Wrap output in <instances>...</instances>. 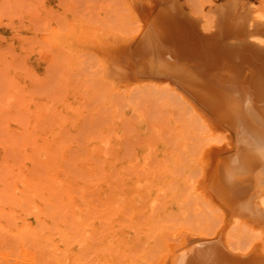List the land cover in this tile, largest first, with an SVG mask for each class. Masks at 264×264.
<instances>
[{
    "label": "rangeland",
    "instance_id": "obj_1",
    "mask_svg": "<svg viewBox=\"0 0 264 264\" xmlns=\"http://www.w3.org/2000/svg\"><path fill=\"white\" fill-rule=\"evenodd\" d=\"M154 1L159 15L179 6L205 32L201 22L233 2L264 13V0ZM147 20L136 0H0V253L8 258L24 252L37 264H99L106 227L126 243L135 238L132 253L141 248L122 264H149L163 244L199 233L264 250V225L229 220L197 190L199 152L227 144L230 130H219L228 132L224 140L179 82L139 74L129 84L107 71L99 49L114 37L140 40ZM73 28L74 45L66 41ZM42 228L56 237L46 242Z\"/></svg>",
    "mask_w": 264,
    "mask_h": 264
},
{
    "label": "bare ground",
    "instance_id": "obj_2",
    "mask_svg": "<svg viewBox=\"0 0 264 264\" xmlns=\"http://www.w3.org/2000/svg\"><path fill=\"white\" fill-rule=\"evenodd\" d=\"M152 1L154 0L148 4L147 0H136L148 15V23L145 22L142 26L141 33L144 36L139 35L140 40L114 37L111 43L109 42V46L99 49L100 53L107 56V60H105L107 71L111 72L114 78L124 76L123 79L129 84L140 80L138 75L141 74L161 77L160 79L163 78V80L167 77L170 82L172 80L175 83L179 82L178 84L185 85L189 95L192 94L191 107L195 112L211 128L218 129V132L231 131H229L230 137L227 144L225 142L221 146L210 144L209 147L205 146L199 152L198 161L202 176L200 179L198 178V181H195L197 190L204 191L212 202L224 207L223 209H226L228 216H230L229 220L251 222L253 225L262 226L264 225V13L252 9V6L248 9L247 6L233 2L234 4H231L226 10L221 7L220 10L224 9L223 13L218 11V15L222 14H220L221 17L228 16L230 22L224 23L225 20L222 18L223 21H220V15L217 16V20L212 21V19L211 22L208 21L207 23L201 22L204 30L209 29L205 32L206 30H197V27L200 26L197 25L200 23L198 19L199 22L191 17L194 21L190 19V15L187 16L185 13L179 12L180 9L177 11L179 6L177 8L172 7L174 10H170L168 7L169 11L165 13L164 9H160L164 14L159 15L156 13V1L153 3ZM155 13L158 15L156 16ZM186 14L188 13L186 12ZM152 17L153 19H151ZM210 32L211 34L207 36V33ZM69 33L66 35V41L73 45L76 44L78 38L76 28H73ZM81 40L83 39L81 38ZM136 56L140 59L135 58ZM129 75L132 77L130 76V78ZM160 79L158 80L161 81ZM227 133H224V140H227L225 139L226 136L228 137ZM135 202L138 206H142L137 201ZM152 215L151 213V217ZM12 216L10 215V218ZM110 226L112 229L113 226ZM1 228L3 227L1 226ZM28 229L26 231L31 228ZM43 230L46 242L53 240L56 237L55 233L58 232L52 233V230H45V228ZM106 230L104 229L106 231L104 237H106L103 238L102 235L104 240L98 250L99 252L100 249L107 250L102 251L103 253L100 252L97 256V259L101 261L98 262L99 264H122L123 259L129 260V253L130 256L133 255L131 257L135 256L134 258H136L137 253H139L137 250L140 251L141 248L137 247V253L136 251L131 252L136 246L135 238L130 239L133 242H127V245L126 240L121 239L120 233H115L116 231L110 230L109 227H106ZM5 231L7 230L5 229ZM28 233L31 234V232ZM58 234L61 235L62 233L59 232ZM200 234L186 235L180 243L166 241L169 244H163L165 247H162L161 253L160 250L157 253L160 255L157 256L156 261L150 260L154 262L153 264H264V250L254 246L255 244L242 248L232 245L228 239L225 240V237L207 238L205 234ZM38 235L43 236L41 232ZM64 237L66 238V236ZM156 239L155 241H158V238ZM89 246L88 243L87 247L92 252L91 246ZM87 247L82 246V249L76 252L78 255L75 256L78 258L85 256L84 251L86 250L84 249ZM149 253L146 254L152 257L153 251ZM0 264L37 263L31 255L24 252L21 257H13V259L1 252Z\"/></svg>",
    "mask_w": 264,
    "mask_h": 264
},
{
    "label": "water",
    "instance_id": "obj_3",
    "mask_svg": "<svg viewBox=\"0 0 264 264\" xmlns=\"http://www.w3.org/2000/svg\"><path fill=\"white\" fill-rule=\"evenodd\" d=\"M208 36V35H207Z\"/></svg>",
    "mask_w": 264,
    "mask_h": 264
}]
</instances>
